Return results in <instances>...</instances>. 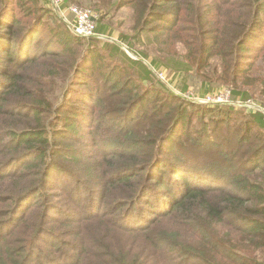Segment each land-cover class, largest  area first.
<instances>
[{
  "label": "trees",
  "instance_id": "16d2710c",
  "mask_svg": "<svg viewBox=\"0 0 264 264\" xmlns=\"http://www.w3.org/2000/svg\"><path fill=\"white\" fill-rule=\"evenodd\" d=\"M76 3L98 12L96 36L76 35L48 0H0V264H264V114L252 111L230 137L258 141L243 150L246 160L232 165L223 153L225 167L175 169L193 104L154 71L180 73L185 91L198 75L204 93L227 85L233 99L264 107V44L252 53L264 42V0H64ZM126 8L132 34L117 30ZM116 31L129 49L145 34L156 54L143 49L134 59L101 38ZM48 61L38 72L45 89L54 92L59 69L68 79L57 105L29 78ZM203 108L220 114L205 122L218 130L233 112ZM23 159L30 161L9 171ZM163 160L169 173L152 176ZM57 167L72 189L52 191ZM28 170L38 176L32 189L14 181ZM46 192L67 199L37 201L15 222L30 194Z\"/></svg>",
  "mask_w": 264,
  "mask_h": 264
},
{
  "label": "rangeland",
  "instance_id": "374dc122",
  "mask_svg": "<svg viewBox=\"0 0 264 264\" xmlns=\"http://www.w3.org/2000/svg\"><path fill=\"white\" fill-rule=\"evenodd\" d=\"M77 4V3H76ZM80 6V5H79ZM88 9H92L95 11L98 15V12L88 6H80ZM99 17V15H98ZM117 19L115 21H123L121 24V28L117 29L123 32H130V34L133 33V31L130 30L132 26V21L129 16V10L128 8L121 10L117 16ZM118 22V23H119ZM114 26H117L115 23ZM49 32H46L48 34ZM120 32L116 31L114 36L112 38H105L101 37L103 40H110L114 41L117 43L122 44L119 40ZM48 37H44L43 41L40 40L41 43H46ZM135 46L133 49H129L126 44H122L124 49L128 51L129 55L134 58V59H140V54L138 51H141L145 49L151 56L156 54V46L154 43H149L146 39V35H143V39L141 40H135ZM264 42H254L255 49L252 52L255 54L259 47L263 46ZM47 45V44H46ZM59 47V44H54L52 46H48V50L50 51L53 48ZM45 51V50H44ZM44 53V52H43ZM146 64H150V59H145ZM50 65V61L44 64H37V67L34 68L33 71L29 73V78L31 81H34L35 83H38V86L35 88V92L37 94H51V99L54 102V105H57L59 103L60 96L63 94L64 90L66 89L67 81L68 79L63 78L65 75V71H62L59 69V74L57 75L58 79L55 80L59 84L55 86L54 92H51L50 90H47L43 87L46 83L44 81H41L40 78H38L39 74L38 72L41 70L47 71L46 67ZM156 74V79L161 82L162 85H164L165 89L168 90L170 93H172L174 96L180 97L181 99L185 100L186 102H190L193 104L191 107H189V112H191V117H190V122L187 125V128L184 129L185 131L182 142L184 143V146L179 149L178 154L181 156L180 160L176 161L174 168H183V166H186L187 163H192L194 162L195 165H208V166H213L214 169H219L220 167H225L228 165V162H225L224 156L222 155L223 153H229L231 159H234L235 161H232L231 164L233 165L234 162L241 163V161L247 159V154L246 156L242 153L246 148H250L251 146L255 145L258 141L254 140L252 143L249 142L246 145H240L239 143H236V140L239 139V135L235 134V138L231 139L232 134L235 132V129L238 130L240 128H244L245 124L249 120V115L252 114L251 112L256 110V109H261L260 110L264 114V107L259 104L258 100L256 98L249 99L250 101H242V100H235L232 97V89L228 87L227 85H220L217 86L214 90L209 91V92H203L202 89L200 88L201 84V77L198 75H195L193 78H190L189 80V85L187 87V90L185 91L183 89V85L185 84V81L182 79V75L180 73H177L176 71L167 69V68H162L159 70H154ZM118 73H122L120 70ZM162 73V75H160ZM163 76V77H162ZM107 86V85H106ZM83 89V88H82ZM105 90V89H104ZM216 95H222L225 97H229V100L223 103H216L212 100H209V97H214ZM257 97V96H256ZM214 105H222L226 107H232L233 112L231 113L230 120L225 121L221 125H223L224 129L218 130L214 129V126L212 125H206V121H212L215 120V118L219 117L220 114L217 113H210V112H201V107H209V106H214ZM200 106V107H199ZM213 117V118H210ZM264 121V120H263ZM1 121H0V127L1 126ZM235 126V127H234ZM106 132L110 133L111 132V126H106ZM3 128V127H2ZM4 129V128H3ZM3 129H0V133L3 131ZM87 129L86 131H88ZM181 130V129H180ZM257 127L252 130L251 135L255 136L257 133ZM182 131V130H181ZM206 132V134H205ZM218 138H215L218 136ZM229 137H228V136ZM214 136V137H213ZM262 137H264V133L262 134ZM215 138V141L217 145L211 144L210 141L211 139ZM230 139V141H228ZM255 139V138H253ZM202 142L204 145L202 147H197L195 146L196 142ZM240 143H243L239 141ZM66 143L70 147H75L76 143L70 140H66ZM251 143V144H250ZM247 149V150H248ZM227 150H232L231 152H227ZM239 151V152H238ZM242 151V152H241ZM2 153V151H0ZM244 155L242 158L241 156ZM25 157V156H24ZM23 157V158H24ZM171 158H175V153L173 152L170 156ZM264 156H260V161ZM212 160H217V164L215 165H210V162ZM30 161L29 159H23L19 160V162L12 166L9 171H13L17 169V167L21 168L23 165H25L26 162ZM169 164V161H162V164L158 166V169L156 172L152 173V176L157 175L158 173L162 172L164 175L168 174L169 171L167 172V166ZM171 165V164H170ZM246 165V164H245ZM173 166V165H172ZM61 171V172H59ZM158 171V172H157ZM218 171V170H217ZM220 171V170H219ZM5 172V171H4ZM53 173V178L51 182V188L52 191H57V192H62L64 189H72V179L71 178H66L64 176V172L60 170V168H54L52 169ZM192 177V176H191ZM38 178L37 172H34V170H28L24 172L23 176L18 177L15 181L17 184L24 185V188L30 187L32 182H34ZM198 178H194L196 180ZM1 186V185H0ZM32 189V188H28ZM25 191V190H24ZM23 192V191H22ZM52 193V192H50ZM0 193V197H1ZM44 198H47L49 200V205H62L64 203V200L67 199V195H53V196H48L47 192L46 194L41 193L40 195H35V194H30L21 204H20V210H19V215L17 213L15 222H17L19 219L23 218L26 216V214L34 208V206L37 205V201H42ZM61 203V204H60ZM228 230H232L229 228H225ZM47 244L41 243V247H46ZM253 251V250H250ZM40 257L39 253V247L38 249L35 250V256L34 259H38ZM264 259V258H263ZM43 264V262H42Z\"/></svg>",
  "mask_w": 264,
  "mask_h": 264
},
{
  "label": "built area",
  "instance_id": "2783aa9c",
  "mask_svg": "<svg viewBox=\"0 0 264 264\" xmlns=\"http://www.w3.org/2000/svg\"><path fill=\"white\" fill-rule=\"evenodd\" d=\"M50 4L53 11L57 13L61 19L69 24L76 35L82 37H91L97 35L95 31L98 15L92 9L84 7L82 8L77 4L65 6L64 0H51ZM68 14H71L73 19L68 21ZM160 75H162V73ZM209 100H212L216 103H223L225 100L228 101L229 97L216 95L214 97L210 96ZM250 100L247 101L249 102ZM259 110H263V108Z\"/></svg>",
  "mask_w": 264,
  "mask_h": 264
},
{
  "label": "crops",
  "instance_id": "0c3cea01",
  "mask_svg": "<svg viewBox=\"0 0 264 264\" xmlns=\"http://www.w3.org/2000/svg\"><path fill=\"white\" fill-rule=\"evenodd\" d=\"M48 1H49V3L51 2V0H48ZM50 5H51V4H50ZM72 17H73V16H72L71 14H68V16H67V18H68V21H69V20H71V19H72Z\"/></svg>",
  "mask_w": 264,
  "mask_h": 264
}]
</instances>
